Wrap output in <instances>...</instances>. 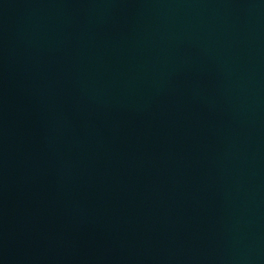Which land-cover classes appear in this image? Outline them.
<instances>
[{
    "label": "water",
    "instance_id": "obj_1",
    "mask_svg": "<svg viewBox=\"0 0 264 264\" xmlns=\"http://www.w3.org/2000/svg\"><path fill=\"white\" fill-rule=\"evenodd\" d=\"M0 264H264V0H0Z\"/></svg>",
    "mask_w": 264,
    "mask_h": 264
}]
</instances>
